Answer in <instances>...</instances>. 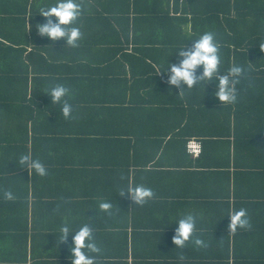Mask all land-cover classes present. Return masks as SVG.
<instances>
[{
  "label": "crops",
  "instance_id": "crops-1",
  "mask_svg": "<svg viewBox=\"0 0 264 264\" xmlns=\"http://www.w3.org/2000/svg\"><path fill=\"white\" fill-rule=\"evenodd\" d=\"M122 1L79 0L82 13L72 23L79 27L81 36L72 46L66 37L51 40L37 32V22L46 20L39 9L55 0H0V40L13 44L18 52L10 53L18 57L22 54L23 62L29 55L35 62L48 59L55 67L61 64L68 79L72 78L70 70L82 66L80 74L84 73L88 81H104L102 75L92 73L106 71L95 68L105 66L104 58L112 54L107 44L121 46L127 41L119 17ZM112 9L114 16L109 13ZM1 41L0 74H6V59L12 55L5 53L9 48ZM114 57L117 62L108 71L125 73L128 64L120 60V51L114 50ZM145 83L130 77L127 84L118 82L115 91L109 92L85 86L79 90L86 104H77L75 90L67 82L68 93L61 101L52 102L49 97V113L56 114L51 115L53 120L47 127L34 113L9 115L5 102H0V264H71L72 232L82 224L92 229V238L100 249L89 253L96 257L94 264H264V195L253 196L264 194V182L249 167L257 156L264 155V139L256 138L264 134V118L260 116L258 125L249 128L248 120L252 119L246 110L235 119L233 113L219 115L214 107L210 113L197 109V101L185 111L182 107L188 103L182 104L186 94L181 89L179 93L168 90L160 96L152 95ZM127 85L131 88L127 97H133L131 104L136 110L129 117L121 107L107 124L106 119L115 114L109 108L120 103L101 102L103 97H121ZM201 87L185 89L196 92ZM11 89V85H0L3 94ZM188 97L192 101L201 99L199 95ZM157 99H171L177 115L166 112V108L174 111L175 107H157L160 105L153 102ZM64 101L71 105L70 113L76 112L75 107L85 106L94 118L59 134L57 130L65 129V124L74 125L71 119L75 115L65 117L58 111ZM155 108L160 109L157 115ZM179 122L184 132L174 136ZM128 126L129 134L114 130ZM76 129L85 132L76 135ZM250 136L253 138L248 139ZM27 138L28 153L33 158L34 150L40 156L37 158L46 169L44 175L20 165V156L14 157L16 148L25 154ZM189 138L202 142L199 156L186 149L184 140ZM136 184L153 191L143 204L135 203L126 191L120 193ZM5 191L12 193L11 199L4 196ZM105 200L111 202L107 210L99 207ZM240 208L246 209L250 227H238L233 232L228 227V213ZM187 214L195 217L193 238L177 246L173 241L175 221ZM62 224L70 229L63 240ZM194 237L204 243L195 244Z\"/></svg>",
  "mask_w": 264,
  "mask_h": 264
},
{
  "label": "trees",
  "instance_id": "trees-1",
  "mask_svg": "<svg viewBox=\"0 0 264 264\" xmlns=\"http://www.w3.org/2000/svg\"><path fill=\"white\" fill-rule=\"evenodd\" d=\"M122 2L123 7L119 11V17L121 19L122 35L127 41L122 43L121 46L107 44L108 48L112 50V54L104 58V60H107L105 66L95 68L97 71L106 68V71L103 74H96L95 71L92 73L93 76L102 75L105 78L104 81L102 80L103 78L100 81L99 78L88 81L84 73L80 74L83 72L81 71L82 66L74 67V70H70L72 78L68 79L63 76L64 73L60 68L61 64L55 67L53 66L54 64L48 62V59L41 63L35 62L29 55L25 57L26 60L23 62L20 60L22 54L18 57L17 54L14 53L12 55L10 53V50L18 52L13 44H7L0 40L2 45H8L9 50H6L5 53L12 55L11 59H6L8 66L6 72L8 73L0 74V85L5 84L12 87L11 90H7L4 94L0 92V102H5L9 115L17 116L22 113L25 116H34L35 114L38 119H43L40 121L47 127L51 125L52 116L56 114H50V105L48 106L50 94L47 91L52 84H62L67 88V82H69L68 87H72L75 90V103L86 104V100L81 95L79 88L96 86L101 91H115L116 87H118V82L124 81L127 84L130 77L134 79L138 77L146 82L144 85L145 89L151 88L152 91L149 92L152 95L160 96L162 93H167L168 90L173 93H179V89H181L186 94V96L182 97V104L188 103L187 107H182L185 111L189 109L188 106L194 105V102L197 101L200 103L197 109L210 113L212 107H214L219 115L227 113L230 116L233 113L235 119L242 116V111L246 110L252 119V121L248 120L250 125L247 124V126L251 128L253 125H258L256 123L259 122L260 116L264 118V49L260 47L261 44H264V0H123ZM146 2L149 3L148 8L146 7ZM109 13L114 16L113 9L109 10ZM204 31H211L219 43L220 64L218 71L221 74H225L233 64H239L243 68L235 84L236 99L234 101H219L214 96L216 78L199 82L197 86L202 87L196 92L188 91L183 84L170 85L167 83L163 67L167 66L168 61L179 63L173 53L175 47L185 43V46L190 48L192 39ZM20 50L24 51L25 49L22 48ZM114 50L120 51V60L128 64V70H125V73L120 72L115 75L108 71L118 59L114 57ZM132 68L138 70L133 71ZM160 69L161 71L158 72ZM196 71L199 73L201 71L200 67ZM45 86L48 87L47 90H45ZM128 90H131L130 85L124 88L121 97H117L115 94L114 96L103 97L101 102L114 103L116 101L120 103V106L109 108L115 114L106 119L107 124L111 123L109 121L113 120L121 112V107L126 110V115L129 117L131 115L130 112L136 110V107L131 104L133 97H127ZM188 95L191 97L199 95L201 99L192 101ZM169 100L171 99H157L153 102L158 103L156 105H160L157 107H175L172 106L174 104L169 102ZM126 102L130 104H126ZM124 105L129 106L125 107ZM226 106L229 109L228 111H225ZM175 108L174 111H170L171 108H166V112L177 115V106ZM159 110V108H155L156 115ZM58 111H61V108ZM75 111V113L72 112L68 115H75L71 119L74 125L65 124V129L59 128L57 130L59 134H61V131L66 132L75 129L80 124L87 123L94 118L93 112L85 106L75 107ZM77 112L79 114H76ZM141 115L144 116V112ZM17 123L15 122L14 124L17 125ZM174 129V136L184 132L181 122L176 123ZM114 130L118 134H129L131 127H118ZM81 132L84 133V129L75 130L76 135ZM257 136L259 137H255L260 138L259 141L264 139V134ZM251 138L253 136L248 139ZM28 141L29 139L27 138L25 154H29ZM184 141L187 149L188 139ZM249 144H254V142H249ZM261 152H264V143ZM22 153L23 151L20 152L19 148H16L14 157L18 158ZM32 156L34 159L40 157L34 153V150ZM261 157L257 156V159L253 160L249 167L254 173L262 176L260 182H264V155L263 158ZM26 188L25 194L27 195L29 194V186L26 185ZM263 195L261 192L253 194L255 198L263 197ZM27 222V228H29L28 218Z\"/></svg>",
  "mask_w": 264,
  "mask_h": 264
},
{
  "label": "clouds",
  "instance_id": "clouds-1",
  "mask_svg": "<svg viewBox=\"0 0 264 264\" xmlns=\"http://www.w3.org/2000/svg\"><path fill=\"white\" fill-rule=\"evenodd\" d=\"M82 8L83 5L79 0H55L54 3L41 7L38 12L46 17V20L37 22L36 29L38 34L46 35L51 40L66 37L68 45L76 46L81 32L79 27L73 25L72 22L81 15ZM53 16L56 18L55 20L51 19ZM68 25L72 26L66 27ZM260 47L264 49V44H261ZM173 53L179 63L168 61L167 66L163 67L168 84H183L184 88L190 89L201 81L205 82L216 78L214 96L219 101H234L236 99L235 84L243 68L239 64H233L225 74H221L218 71L220 64L219 43L211 31H204L192 39L190 48L186 47L185 43L176 46ZM198 67L201 69L199 73L196 71ZM47 92L50 94L52 102H56L61 101V98L68 93V89L62 84H57ZM70 110L71 105L67 101L62 102L61 112L65 117L69 115ZM18 162L27 169L34 170L39 175L46 173L42 162L31 158L29 154H21ZM125 191L130 194L137 204H143L146 199L153 196L152 189L142 184L130 185L127 190H122L120 193ZM4 196L11 199L12 193L5 191ZM99 207L107 210L111 207V202L101 201ZM228 216L230 217L228 227L231 231H236L238 227H250L246 209L230 210ZM175 222L173 241L177 246H181L184 245L185 241L193 238L195 217L192 214H187ZM69 231L68 225L62 224L60 226V239H65ZM194 242L197 245L204 243L199 237H194ZM99 251V247L92 238V229L88 224H82L72 232V239L69 244L70 255L68 257L71 264H94L96 257L89 253H97Z\"/></svg>",
  "mask_w": 264,
  "mask_h": 264
},
{
  "label": "built area",
  "instance_id": "built-area-1",
  "mask_svg": "<svg viewBox=\"0 0 264 264\" xmlns=\"http://www.w3.org/2000/svg\"><path fill=\"white\" fill-rule=\"evenodd\" d=\"M202 142L196 138H189L187 141V150L194 156H199L202 152Z\"/></svg>",
  "mask_w": 264,
  "mask_h": 264
}]
</instances>
